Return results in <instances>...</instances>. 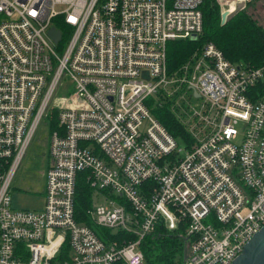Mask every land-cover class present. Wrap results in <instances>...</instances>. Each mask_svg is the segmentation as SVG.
Segmentation results:
<instances>
[{"label": "built area", "instance_id": "1", "mask_svg": "<svg viewBox=\"0 0 264 264\" xmlns=\"http://www.w3.org/2000/svg\"><path fill=\"white\" fill-rule=\"evenodd\" d=\"M203 2L0 0V264H146L157 225L183 240L175 264H231L264 225V56L234 64L206 42L168 70V44L202 34ZM174 88L206 107L193 113L203 139L179 141L154 116ZM43 121V205L16 208Z\"/></svg>", "mask_w": 264, "mask_h": 264}, {"label": "trees", "instance_id": "2", "mask_svg": "<svg viewBox=\"0 0 264 264\" xmlns=\"http://www.w3.org/2000/svg\"><path fill=\"white\" fill-rule=\"evenodd\" d=\"M207 0H204L201 11L203 30L197 41L170 42L167 46L168 70L174 71L183 64L196 44L199 42L213 43L234 64L258 66L264 56V34L255 26L244 12H239L221 25V17L217 8L204 12ZM154 116L176 139L187 143L183 136L184 130L162 104L152 110ZM92 204V188L85 179L78 183L76 209L84 213ZM169 238V239H168ZM146 264H175L182 255L183 240L175 233L157 225L155 232L149 235L140 246ZM179 254V255H178Z\"/></svg>", "mask_w": 264, "mask_h": 264}, {"label": "rangeland", "instance_id": "3", "mask_svg": "<svg viewBox=\"0 0 264 264\" xmlns=\"http://www.w3.org/2000/svg\"><path fill=\"white\" fill-rule=\"evenodd\" d=\"M237 1L207 0L204 12H210L213 7L217 8L220 17L225 11L230 12L231 17L239 12H244L264 34V0H255L246 6H241L238 4L239 1ZM204 42L205 39L203 42L196 44L186 61L194 52L199 51L203 47ZM66 84L64 83L65 87L62 88L58 94L59 96L67 94L66 91L69 89V84ZM174 89L170 90L168 95H165L164 104L166 109L175 122L182 126L184 130L183 136L187 139V144L188 142L190 144L203 139L209 130L200 122V118L193 115V113L195 112L194 110L199 109L204 115L207 110L206 107H203L200 101L192 100L188 94L184 96V93L180 92L181 89ZM47 140L48 127L43 121L13 178L11 196L13 206L16 208L38 210L43 205L44 173L47 168V161L43 155L47 149ZM178 140L182 141L180 138Z\"/></svg>", "mask_w": 264, "mask_h": 264}, {"label": "water", "instance_id": "4", "mask_svg": "<svg viewBox=\"0 0 264 264\" xmlns=\"http://www.w3.org/2000/svg\"><path fill=\"white\" fill-rule=\"evenodd\" d=\"M230 17V12H223L221 25H224ZM48 35L55 44L59 42L60 32L55 28H51ZM191 40L196 41V37L193 36ZM194 97L198 98V95L194 93ZM231 264H264V225L248 239Z\"/></svg>", "mask_w": 264, "mask_h": 264}]
</instances>
